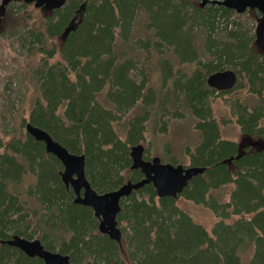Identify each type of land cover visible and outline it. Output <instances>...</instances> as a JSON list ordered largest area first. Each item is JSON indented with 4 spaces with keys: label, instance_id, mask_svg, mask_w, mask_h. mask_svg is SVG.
Wrapping results in <instances>:
<instances>
[{
    "label": "trees",
    "instance_id": "obj_1",
    "mask_svg": "<svg viewBox=\"0 0 264 264\" xmlns=\"http://www.w3.org/2000/svg\"><path fill=\"white\" fill-rule=\"evenodd\" d=\"M60 1L47 13L3 8L0 39L24 63L19 86L5 80L0 89V264H42L2 243L13 236L38 240L68 264H264V147L240 151L220 131L230 122L264 143V56L252 27L214 0ZM252 11L264 31V15ZM223 71L235 75L234 86L209 88L207 76ZM238 93L255 104L230 98ZM215 101L225 122L214 117ZM184 111L199 139L185 149L186 167L203 172L177 198L209 212V230L147 184L119 201V238L109 239L73 203L59 163L25 132L29 124L83 155L85 179L104 193L142 178L130 169V147L165 135ZM142 159H151L145 149ZM25 177L33 184L21 191ZM228 187L226 200L214 197Z\"/></svg>",
    "mask_w": 264,
    "mask_h": 264
},
{
    "label": "water",
    "instance_id": "obj_2",
    "mask_svg": "<svg viewBox=\"0 0 264 264\" xmlns=\"http://www.w3.org/2000/svg\"><path fill=\"white\" fill-rule=\"evenodd\" d=\"M9 3L32 4L35 8L52 10L58 8L60 0H1V7ZM212 5L229 9L236 14L246 10H256L264 15V0H214ZM83 5L80 6V10ZM235 84V75L231 71L212 73L206 78V85L215 91L230 90ZM25 132L35 141L42 143L45 154L52 156L60 165L58 176L61 184L70 189L73 203L88 208L97 221L99 233L109 239L117 240L119 230L115 217L119 211V201L130 195L132 191L150 184L158 199L176 198L187 186L189 180L203 172L202 168L172 166L163 164L158 158L146 161L142 159L143 148L140 145L129 149L130 169L139 170L142 178L135 183L126 181L115 190L96 193L91 189L84 176V157L74 155L54 142L45 132L25 125ZM230 160L223 161L227 163ZM5 245L21 252L27 258H37L42 264H68V257L45 250L38 240H25L17 236L4 242Z\"/></svg>",
    "mask_w": 264,
    "mask_h": 264
},
{
    "label": "rangeland",
    "instance_id": "obj_3",
    "mask_svg": "<svg viewBox=\"0 0 264 264\" xmlns=\"http://www.w3.org/2000/svg\"><path fill=\"white\" fill-rule=\"evenodd\" d=\"M194 5H198V3L196 2ZM12 10L16 12L17 8L14 7L12 8ZM252 10L253 9L246 10L247 12L245 14V17H242V14H239L237 20L244 24L245 28L246 26L252 27V33L256 34L254 47L262 56H264V31L258 28V17H255L253 15ZM41 11L43 13H47L48 10H46L45 8H41ZM5 22H7V20L3 16V8L0 5V24H3ZM217 36L219 39L223 38V34H219ZM198 43L200 44V40ZM199 51H201L200 48ZM23 63V58L16 52H13V50L9 47L8 42H4L0 39V89L2 88V82L5 80L11 82L13 87L19 86L18 80L17 78H15V76L21 74L20 71L22 69V66H19ZM233 97L240 98L241 102L247 105L255 104V99L245 93H238L237 95L232 94L230 98ZM228 98V96L223 97V99ZM216 101L213 106L214 117L217 120L225 122L229 119L226 109L222 104ZM1 103H3V101L0 100V112L2 111L3 107ZM192 127L193 120L190 117L189 113L187 111H184V117L181 120L171 121L169 123L165 135L150 133L149 135H145V140L143 141V151L145 149L149 158H158L159 161L163 164H170L172 159H174L173 162H176V165L186 167L188 164V160L185 157V149L194 147L199 140ZM220 131L224 138L234 141L235 144L238 145L240 151L248 148H250V150H257L261 147H264L263 142L254 141L243 137L239 133L238 129L230 122L227 124L224 123L221 126ZM0 137H2V134H0ZM31 184H33L32 178L25 177L18 185V188L19 190L24 191ZM230 189V187L225 188L219 192H215L213 195L217 200H226L227 193L230 191ZM22 197L23 199H26L25 195H23ZM174 200L178 208L187 213L195 223L202 225L207 230H209L213 223L216 221L215 218L212 217V215H210V213L206 210H202L200 207L192 206L191 204L177 197L174 198ZM28 206H30V203H28Z\"/></svg>",
    "mask_w": 264,
    "mask_h": 264
}]
</instances>
